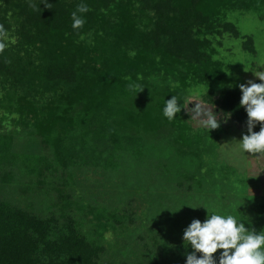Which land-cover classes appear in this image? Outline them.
Segmentation results:
<instances>
[{"label": "trees", "instance_id": "1", "mask_svg": "<svg viewBox=\"0 0 264 264\" xmlns=\"http://www.w3.org/2000/svg\"><path fill=\"white\" fill-rule=\"evenodd\" d=\"M181 1L191 10L188 18L181 15L179 0H83L90 11L84 14L83 28L74 30L71 13L82 0H0V42L5 44L0 50V105L13 109L24 102L19 107L24 122L63 114L57 130L45 134L53 151L47 169L58 173L64 168L71 178L80 167L98 164L107 176L127 154L141 160L144 137L122 132L123 119L129 121L131 115L129 97L139 96L141 86L156 83L165 72L176 74L178 60L196 61L207 70L215 63L220 69L215 76H223L215 59L222 40H243L227 14L252 12L264 22V0H233L232 5L228 0ZM250 40L245 46L251 47ZM240 99V94L225 90L215 103L244 123L248 117ZM9 141V136L0 137V175L18 164ZM41 167L37 165V176ZM62 198L66 211H83L69 196ZM92 213L94 232L100 236L96 240L73 213L43 218L0 199V264H101L109 252L108 229L131 224L134 218L124 209L95 207ZM147 237H139L137 249L125 243L121 264L148 257L150 264H162L157 239L151 234L150 246ZM177 249L173 262L164 264H186L193 249L184 241ZM219 255L220 250L214 254L217 259Z\"/></svg>", "mask_w": 264, "mask_h": 264}, {"label": "rangeland", "instance_id": "2", "mask_svg": "<svg viewBox=\"0 0 264 264\" xmlns=\"http://www.w3.org/2000/svg\"><path fill=\"white\" fill-rule=\"evenodd\" d=\"M232 1L228 3L232 5ZM179 8L181 15L190 16L187 2L179 0ZM226 20L235 22L243 40L229 36L222 40L221 54L215 59L221 62L225 74L215 76L220 70L215 63L207 70L196 61L178 60L176 74L165 72L156 83L141 86L140 95L128 99L129 121L122 122L123 133L146 140L142 142L141 160L127 154L118 170L110 169L107 176L98 164L80 167L71 178L66 177L64 168H58V173L46 168V162L53 161V151L45 142V134L57 130L62 113L49 120L37 116V123L29 119L24 122L20 121L19 112L24 102L13 104V109L0 105V137L11 138L10 152L18 160L16 166L1 172L0 199L43 218L73 213L86 234L95 240L100 237L91 223L96 220L92 213L95 207L126 210L134 220L108 229L109 252L101 264H121L125 243H130V249H137L139 237L148 236L151 246V234L158 241V259L162 264L173 262L184 241V230L194 219L203 222L208 212L231 214L246 228L257 233L264 231V213L260 212L264 203V155L245 153L238 143L249 134L248 119L242 123L239 116L225 113L215 103L225 90L241 96L240 84L261 82L255 73L264 71V22L252 12H230ZM250 38L253 46H245ZM218 39L214 41L216 48ZM194 90H199V97L191 95ZM172 95L182 100L179 103L183 107L176 119L169 120L163 115V108ZM142 103L144 106L139 107ZM196 103L212 109L218 128L209 130L197 119H191ZM261 126L264 122H257L253 131L259 132ZM39 164L41 176L36 173ZM61 195L76 201V208L83 211L63 209ZM168 246L173 247L171 252L162 248ZM127 262L150 264V259Z\"/></svg>", "mask_w": 264, "mask_h": 264}, {"label": "clouds", "instance_id": "3", "mask_svg": "<svg viewBox=\"0 0 264 264\" xmlns=\"http://www.w3.org/2000/svg\"><path fill=\"white\" fill-rule=\"evenodd\" d=\"M89 11L88 5L82 0L76 10L71 13L74 30L83 28L86 23L84 14ZM4 47L5 44L0 42V50ZM255 75L261 83L249 81L247 85H239L242 93L240 107L247 113L249 134L244 135L238 143L245 153L264 155V126H261L259 132L253 131L257 122H264V71ZM191 95L199 97L200 92L194 90L191 91ZM180 101L182 100L175 95H172L170 100H165L163 115L169 120L176 119V114L183 107ZM191 113V119H197L209 130L219 127V121L212 109L196 103ZM183 240L193 249V252L186 256V264H264V231L257 233L255 230L246 228L244 222L238 221L231 214L224 215L216 212L209 214L208 212L203 222L194 219L184 230ZM218 250L220 255L217 259L214 254ZM197 253L200 255L198 256Z\"/></svg>", "mask_w": 264, "mask_h": 264}]
</instances>
